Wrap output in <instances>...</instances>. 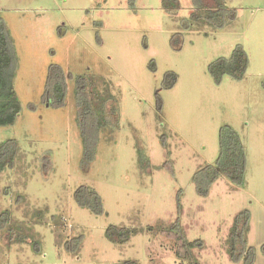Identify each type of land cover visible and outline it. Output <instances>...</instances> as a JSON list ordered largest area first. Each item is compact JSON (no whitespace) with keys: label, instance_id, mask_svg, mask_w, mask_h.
Masks as SVG:
<instances>
[{"label":"rangeland","instance_id":"374dc122","mask_svg":"<svg viewBox=\"0 0 264 264\" xmlns=\"http://www.w3.org/2000/svg\"><path fill=\"white\" fill-rule=\"evenodd\" d=\"M180 2L168 11L162 0H0L22 106L14 125L0 127V142L16 139L20 147L14 166L0 173V213L10 210L33 235L10 242L9 225L0 229V264H186L173 239L149 229L179 217V196L188 239L204 243L194 249L201 264H244L228 248L245 211L246 243L255 247L254 264H264V0H227L234 21L189 29L193 3ZM238 46L249 59L244 77L215 82L210 63ZM51 65L67 76L62 105L44 97ZM169 72L177 80L168 88ZM77 75L96 76L100 87L106 80L119 100V127L103 129L93 152L77 122ZM224 125L244 145L245 183L221 175L203 196L193 176L216 163ZM138 148L150 159L147 172ZM84 185L101 196V214L76 202ZM111 225L140 232L117 244L105 235Z\"/></svg>","mask_w":264,"mask_h":264},{"label":"trees","instance_id":"16d2710c","mask_svg":"<svg viewBox=\"0 0 264 264\" xmlns=\"http://www.w3.org/2000/svg\"><path fill=\"white\" fill-rule=\"evenodd\" d=\"M134 4L135 0H130ZM163 6L168 10L180 9V0H162ZM193 11L185 21V26H214L221 28L227 26L236 19L237 11L227 5V0H192ZM247 52L238 46L230 58H218L209 65V71L215 82L220 83L226 74L234 79H242L248 68ZM55 71L60 74H54ZM17 72V57L13 48L9 31L4 19L0 16V127L14 125L19 117L22 106L15 86ZM73 76L72 74H70ZM67 76L63 68L58 65H51L47 74L46 87L44 91L45 100L54 105L65 103L67 96ZM74 97L78 107L77 122L86 152H93L94 146L100 132L105 128L119 127L120 109L119 100L113 94L109 83L103 80L104 86H99L96 76L77 75L74 76ZM171 80L166 87H172L177 75L169 72L166 81ZM48 102V103H49ZM93 143L91 150H88L89 143ZM220 154L215 164H208L200 168L193 176L197 192L200 195H207L212 184L221 175L227 177L236 186H244L246 152L240 139L239 133L229 125H224L219 133ZM20 147L16 139H7L0 142V173L6 168L13 167L19 155ZM139 164L143 171H148L151 163L145 152L138 148ZM174 174L171 161L163 165ZM75 200L83 208H88L96 214L104 211L103 200L98 191L90 186H81L75 191ZM182 203L178 197L179 217L171 223H158L149 226L176 242L175 254L177 258L186 264H201L194 249L202 248V240H189L181 224ZM39 213V212H38ZM250 212L245 211L236 217L234 226L229 236L230 257L234 261H243L244 264H254L256 251L254 246H248L245 233L248 231ZM244 220V221H243ZM7 230V238L10 242L24 243L33 238L26 227L11 221V211L6 209L0 213V229ZM137 228L111 225L105 235L111 242L117 244L126 243L133 235L139 233ZM35 250H40V243L32 239ZM121 264H139L137 260H126Z\"/></svg>","mask_w":264,"mask_h":264}]
</instances>
